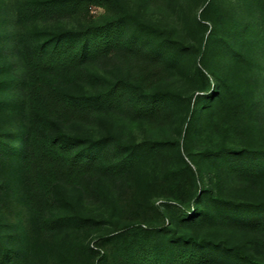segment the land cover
Listing matches in <instances>:
<instances>
[{"label": "trees", "instance_id": "16d2710c", "mask_svg": "<svg viewBox=\"0 0 264 264\" xmlns=\"http://www.w3.org/2000/svg\"><path fill=\"white\" fill-rule=\"evenodd\" d=\"M199 1L197 45L120 0L8 12L23 28L0 46L23 70L0 63V264H264V0ZM92 5L106 14L36 26ZM176 75L189 93L166 86ZM120 115L150 137L130 140ZM175 117L178 140L159 137Z\"/></svg>", "mask_w": 264, "mask_h": 264}, {"label": "rangeland", "instance_id": "374dc122", "mask_svg": "<svg viewBox=\"0 0 264 264\" xmlns=\"http://www.w3.org/2000/svg\"><path fill=\"white\" fill-rule=\"evenodd\" d=\"M22 0H0V18L2 22L0 24V39L8 37L14 30H21L23 25L18 22L9 23L5 19L11 9H13ZM123 8L126 12L137 14L143 20L159 26L165 30L173 32V35L187 45H197L200 39L199 29L196 26V19L201 2L199 0H120ZM112 10L110 7L109 12ZM106 14V9L102 6L92 5L86 10H78L74 16H64L61 18L49 20L36 24L38 28H54V27H76L81 22L95 21ZM11 62L14 64V72L22 73V65L11 56L10 53L4 52V47L0 46V63ZM191 65V64H190ZM172 77L167 79L166 86H175L184 93L191 91V85L184 80L182 77ZM120 121L118 122L117 130L122 131L130 140L141 142L147 137L149 138L148 132L144 126L139 123L132 121L130 118L120 115ZM182 120L179 117H175L169 123L167 130L159 131L158 136L164 139L178 140L180 126ZM90 128L89 124L80 123L75 124L72 130L86 131ZM212 135H207L206 139L212 138ZM147 178H154L152 174L146 175ZM109 195L111 200H119L124 189L122 185H116L114 183L103 182L102 183ZM144 192L143 197L148 204L157 205L162 201V191L159 188H155L154 184L148 182L143 186ZM91 212L95 215L105 214L106 208L104 204H99L91 208ZM73 236H71L72 238ZM75 241V237H73ZM72 239V240H73ZM93 236L86 241L90 244ZM60 245H64L63 242L59 241ZM30 264H45L42 260H39L37 255L32 253L30 255Z\"/></svg>", "mask_w": 264, "mask_h": 264}]
</instances>
